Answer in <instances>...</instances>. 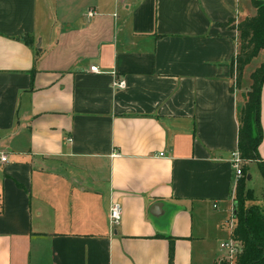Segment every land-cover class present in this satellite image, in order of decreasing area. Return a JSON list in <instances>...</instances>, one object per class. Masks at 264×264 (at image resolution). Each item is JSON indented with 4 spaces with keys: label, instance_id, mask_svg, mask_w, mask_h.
<instances>
[{
    "label": "crops",
    "instance_id": "obj_1",
    "mask_svg": "<svg viewBox=\"0 0 264 264\" xmlns=\"http://www.w3.org/2000/svg\"><path fill=\"white\" fill-rule=\"evenodd\" d=\"M254 14L251 0H0V264H220L242 101L224 25ZM260 125L264 162V82Z\"/></svg>",
    "mask_w": 264,
    "mask_h": 264
},
{
    "label": "trees",
    "instance_id": "obj_2",
    "mask_svg": "<svg viewBox=\"0 0 264 264\" xmlns=\"http://www.w3.org/2000/svg\"><path fill=\"white\" fill-rule=\"evenodd\" d=\"M255 14L239 22L229 21L224 26L236 30L238 50L231 62L235 89H239L244 69L261 52L264 51V0H251ZM24 44L31 46L33 40L28 35L17 37ZM250 85L242 93L241 104L236 110L238 123L237 150L243 161L242 176L235 182L234 208L232 220L234 226L230 237L240 243V251L233 264H264V210L257 205H246V180L250 163H256L264 179V162L258 155L262 140L260 125V96L264 82V61L250 76ZM231 88V89H233ZM172 252L168 264H172ZM220 264H228L222 261Z\"/></svg>",
    "mask_w": 264,
    "mask_h": 264
},
{
    "label": "built area",
    "instance_id": "obj_3",
    "mask_svg": "<svg viewBox=\"0 0 264 264\" xmlns=\"http://www.w3.org/2000/svg\"><path fill=\"white\" fill-rule=\"evenodd\" d=\"M125 1V0H123ZM96 15V12L94 10H88L85 14L87 18H92ZM90 71L94 73H99V70L97 67L93 66L90 67ZM235 81V79H234ZM235 83V82H234ZM111 86L114 90H121L125 88V81L124 80H119V79H113ZM160 156H163V154H160ZM7 157L3 154L0 155V160L1 162H5ZM230 164L231 167L234 171V177L239 179L242 176V166H243V161L240 157L239 151L236 149L231 153L230 157ZM215 207V205H214ZM108 220H109V226L111 229L115 228L118 226L121 220V207L118 203H112L109 209V214H108ZM228 226L230 228V233L231 230L234 226L232 218L228 221ZM220 250L223 253L222 261L227 262L228 264H233L236 255L240 251V243L233 240L231 237L227 240H223L220 245H219Z\"/></svg>",
    "mask_w": 264,
    "mask_h": 264
},
{
    "label": "rangeland",
    "instance_id": "obj_4",
    "mask_svg": "<svg viewBox=\"0 0 264 264\" xmlns=\"http://www.w3.org/2000/svg\"><path fill=\"white\" fill-rule=\"evenodd\" d=\"M264 61V51H261L254 59L253 61L249 64L247 67L245 74L254 71V69ZM235 84L233 86L235 87ZM250 84V83H249ZM248 85V80L246 79L245 81L242 82L240 93L246 92L248 90L246 87ZM249 88V87H248ZM247 175H251L249 180H246V192H245V198H246V205H257L259 206L262 210H264V179L262 177V174L257 166V164L250 165L249 169L247 171ZM229 226L226 223L224 227V231L226 232L227 235L225 239H229ZM222 240V241H223Z\"/></svg>",
    "mask_w": 264,
    "mask_h": 264
}]
</instances>
